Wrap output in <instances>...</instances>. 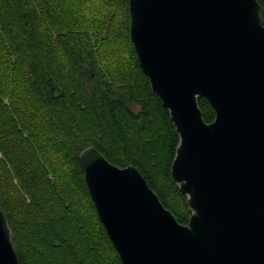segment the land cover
Wrapping results in <instances>:
<instances>
[{"label": "trees", "instance_id": "16d2710c", "mask_svg": "<svg viewBox=\"0 0 264 264\" xmlns=\"http://www.w3.org/2000/svg\"><path fill=\"white\" fill-rule=\"evenodd\" d=\"M129 25L128 0H0V210L18 264H122L78 161L90 146L116 167L134 166L188 223L170 175L178 135ZM197 102L212 122L209 103Z\"/></svg>", "mask_w": 264, "mask_h": 264}, {"label": "water", "instance_id": "95a60500", "mask_svg": "<svg viewBox=\"0 0 264 264\" xmlns=\"http://www.w3.org/2000/svg\"><path fill=\"white\" fill-rule=\"evenodd\" d=\"M129 37L178 135L179 224L144 178L92 146L78 155L122 264H264V26L256 0H128ZM214 112L206 123L198 107ZM0 264H18L0 210Z\"/></svg>", "mask_w": 264, "mask_h": 264}, {"label": "rangeland", "instance_id": "374dc122", "mask_svg": "<svg viewBox=\"0 0 264 264\" xmlns=\"http://www.w3.org/2000/svg\"><path fill=\"white\" fill-rule=\"evenodd\" d=\"M2 102L5 103V104H8V100L6 99V97H4Z\"/></svg>", "mask_w": 264, "mask_h": 264}]
</instances>
